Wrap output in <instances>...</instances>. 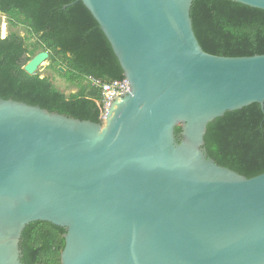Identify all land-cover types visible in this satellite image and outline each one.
<instances>
[{"label":"water","instance_id":"obj_1","mask_svg":"<svg viewBox=\"0 0 264 264\" xmlns=\"http://www.w3.org/2000/svg\"><path fill=\"white\" fill-rule=\"evenodd\" d=\"M77 2L129 91L99 124L0 99V264H22L34 222L64 230L61 264H264V173L246 178L204 150L214 119L263 107L264 55L205 53L193 0Z\"/></svg>","mask_w":264,"mask_h":264},{"label":"trees","instance_id":"obj_2","mask_svg":"<svg viewBox=\"0 0 264 264\" xmlns=\"http://www.w3.org/2000/svg\"><path fill=\"white\" fill-rule=\"evenodd\" d=\"M0 15L11 29L0 39V99L99 124L101 96L87 78L110 82L124 76L84 5L77 0H0ZM190 17L205 53L231 58L264 55V10L231 0H193ZM19 27L26 36L15 32ZM39 51L48 52L49 68L78 86V93L66 97L48 78L23 71ZM180 131L175 128L176 135ZM204 143L208 158L218 166L246 178L263 174L264 105L253 104L214 119L207 126ZM63 234V229L45 222L26 226L20 242L21 263L61 264Z\"/></svg>","mask_w":264,"mask_h":264},{"label":"rangeland","instance_id":"obj_3","mask_svg":"<svg viewBox=\"0 0 264 264\" xmlns=\"http://www.w3.org/2000/svg\"><path fill=\"white\" fill-rule=\"evenodd\" d=\"M10 30L11 29L7 24L6 17L0 15V39L6 38ZM14 30L18 35L22 37L26 36L25 30L23 28L19 27ZM59 72L61 74L65 73V71L63 72L59 71ZM36 74H39L41 77L48 78L51 81L52 85L56 89H58L61 93H63L66 97L78 93V89H79L78 86L70 84L56 70H52L49 68V60L42 63V65L36 71Z\"/></svg>","mask_w":264,"mask_h":264},{"label":"built area","instance_id":"obj_4","mask_svg":"<svg viewBox=\"0 0 264 264\" xmlns=\"http://www.w3.org/2000/svg\"><path fill=\"white\" fill-rule=\"evenodd\" d=\"M87 80L90 86L97 89L100 93V119L104 120L107 110L113 100L122 97L126 92L129 91V83L126 79L104 82L97 78L88 77Z\"/></svg>","mask_w":264,"mask_h":264}]
</instances>
